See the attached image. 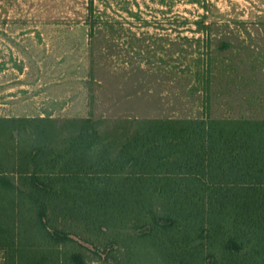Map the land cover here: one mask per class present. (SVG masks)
<instances>
[{
  "label": "rangeland",
  "instance_id": "obj_1",
  "mask_svg": "<svg viewBox=\"0 0 264 264\" xmlns=\"http://www.w3.org/2000/svg\"><path fill=\"white\" fill-rule=\"evenodd\" d=\"M234 6L0 0V117L264 119V16ZM67 226L75 241L42 246L36 261L77 264V254L82 264H216L212 246L172 258L138 230ZM12 255L0 246V264H19Z\"/></svg>",
  "mask_w": 264,
  "mask_h": 264
},
{
  "label": "trees",
  "instance_id": "obj_2",
  "mask_svg": "<svg viewBox=\"0 0 264 264\" xmlns=\"http://www.w3.org/2000/svg\"><path fill=\"white\" fill-rule=\"evenodd\" d=\"M70 222L264 264V119L0 117V246L48 264L39 250L74 242Z\"/></svg>",
  "mask_w": 264,
  "mask_h": 264
},
{
  "label": "crops",
  "instance_id": "obj_3",
  "mask_svg": "<svg viewBox=\"0 0 264 264\" xmlns=\"http://www.w3.org/2000/svg\"><path fill=\"white\" fill-rule=\"evenodd\" d=\"M228 2L232 5H235L234 7L236 10L259 11L261 13V16H264V0H228ZM260 25L262 26V28H264V19L260 21ZM262 31L263 32L261 35V40H262L261 43H262V50L264 53V29ZM260 71L262 75H264V65H261ZM154 118H181V117L168 116V117H154Z\"/></svg>",
  "mask_w": 264,
  "mask_h": 264
}]
</instances>
